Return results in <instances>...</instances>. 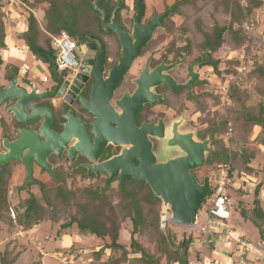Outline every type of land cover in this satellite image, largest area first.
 I'll return each instance as SVG.
<instances>
[{"label":"trees","instance_id":"1","mask_svg":"<svg viewBox=\"0 0 264 264\" xmlns=\"http://www.w3.org/2000/svg\"><path fill=\"white\" fill-rule=\"evenodd\" d=\"M22 1L28 11L25 30L20 37L24 47L35 59L54 71L55 55L51 37L67 33L76 41L80 35L87 32L93 18L88 0ZM217 1L219 3L213 2L210 5L211 11L208 15L212 21L210 29L203 26L201 16L195 17L192 20V28H189L195 39L196 50L211 48L224 51L228 48L229 53L233 54V57L230 56L225 61L224 73L218 70L220 61L210 62L217 77L225 75L224 77L222 75V82H226L227 85L225 100L223 101L224 94L221 92L209 96L211 99L209 105L207 99L195 101V107L203 113L212 105H217V108L219 105L222 109L227 105L228 116L224 119L218 113V117L220 116L218 124L215 123L217 113H212L210 133L213 137L223 133L225 129L227 131L226 125L229 123L235 131L234 137L229 138L231 151L225 149L219 140H214L216 148L208 157L207 164L233 162L238 173L249 179L258 180L257 177L264 174V165L258 166L255 162L258 153L264 151V104L250 105L248 90L245 91L244 85L251 80L258 82L260 87L256 84L255 91L258 90L259 95L264 97V51L258 46L253 49L248 59L242 60L240 55L247 50L249 44V37L241 28L243 20L261 9L264 0H245L244 9L239 7L237 0ZM36 12L43 14L40 22L35 16ZM220 13L225 15L227 22L223 20L219 23L221 21L217 17ZM3 18L0 12V49L5 37ZM243 64L244 72L239 74L237 70ZM255 129H259V132L250 137ZM34 182L29 184L25 197L21 198L19 195L17 202L13 203L8 183L0 172V231L7 232V241L0 253L1 264H15L32 245L29 240L26 242L22 240L19 233L27 235V232L43 224H50L51 228L58 227L55 233L48 231L39 241L40 244L37 245L40 249L37 248V256L33 258L31 264H62L57 259L47 257L52 254L60 256V259L69 256L72 264H77L76 261L82 254H85V260L91 257L89 264H189L188 252L191 244L198 236L201 239L198 232L196 237L191 235L176 244L170 229L166 225L165 229L160 228L159 200L143 183L132 182L124 184L122 188L118 187L116 195H113L117 202L111 205V195L106 192L108 185H105L104 190L87 186L79 191L69 184H57L51 188L42 182ZM241 182V187L237 190L238 209L232 208V211L238 214L241 220L250 223L258 231L259 240L264 242V209L259 198L261 185H256L250 195L246 191L247 181L242 179ZM32 185L36 187L35 192L31 190H34ZM15 190L20 193L26 188L20 184ZM227 194L230 198L228 189ZM127 223L130 228L129 243L125 244L122 242L121 232ZM69 230H75L79 238L91 239L90 247L88 249L82 248L81 245H71L68 248L47 247L61 239ZM106 252L109 255L102 261ZM197 256L198 253L195 254V257Z\"/></svg>","mask_w":264,"mask_h":264},{"label":"water","instance_id":"2","mask_svg":"<svg viewBox=\"0 0 264 264\" xmlns=\"http://www.w3.org/2000/svg\"><path fill=\"white\" fill-rule=\"evenodd\" d=\"M100 4L101 0H94L91 8L101 15L102 28L107 33H115L118 36L123 55L119 58L118 65L110 72L108 79L100 84V92L107 90V96H110L133 60L139 56L142 48H145L155 28L163 26V21L173 12L174 7L161 16L155 15L141 28L139 19L143 14L144 5L142 0H136L137 13L133 32L129 35L116 24V11L111 22L107 23L108 14L100 9ZM258 12H264V7ZM159 70H155L150 76L145 71L140 74L138 89L134 95L131 98L126 97V105L122 102L117 103L123 112L121 116L115 113L107 100L102 106L94 108L89 103L84 104L81 97L78 101L81 110L96 116V120L87 125L90 128L89 134L79 118L74 121L71 119L70 111L63 118L66 124L62 133L59 135L53 133L50 130L53 120L50 109L40 107L28 113L25 106L28 102L53 96L55 89L51 92L35 94L34 88L29 87V91L17 88L16 80H13L8 88L0 90V107L16 99V103L7 114H12L14 120L25 125H32L35 121L41 123L37 133L19 131L20 136L14 142H3L6 153L0 154V168L7 164L22 165L26 172L24 187L27 190L28 185L34 182L33 164L55 178L48 158L51 155L60 158L69 143L74 142L67 150L71 162L75 160L76 154H81L90 162L96 163L104 147L110 142L114 146L122 147L120 155L101 164L85 166L86 174L106 175L107 183L118 179L121 186L132 181L141 182L161 201L162 224L169 221L178 226H196L198 212L211 186L209 176H204L200 183L194 172L207 162V157L211 153V137L197 139L194 132L181 130L180 121L165 125L163 121L158 120L157 124L143 123L140 127L136 126L143 104L154 105L161 100L160 96L157 97L147 91L146 80L155 78L153 84L164 83L174 91L181 88L177 87L171 78L160 75L161 69ZM186 86L190 88L189 83ZM90 134L95 137L93 141ZM149 138L159 142L158 153L152 151Z\"/></svg>","mask_w":264,"mask_h":264},{"label":"flooded vegetation","instance_id":"3","mask_svg":"<svg viewBox=\"0 0 264 264\" xmlns=\"http://www.w3.org/2000/svg\"><path fill=\"white\" fill-rule=\"evenodd\" d=\"M93 1L88 0L90 8ZM131 1V7L125 0H101L100 4V9L108 14L107 23L111 22L113 13L116 11V24L129 35L133 32L134 18L137 13L135 8L136 0ZM181 2L188 3L189 1L173 0L169 4L166 0H142L144 10L139 19V27L141 28L152 20L155 15L158 17L171 7H174V9L169 17L163 21V26L155 28L145 48H142L139 56L133 60L123 79L110 96H107V90L100 92V84L108 79L110 72L118 65L119 58L123 57L122 46L115 33H107L102 28L101 15L95 13L92 8V28L89 26L90 29L80 35L75 41L74 53L78 61V67L75 72L65 71L58 73L54 69L53 76L46 77L45 82L39 81L41 85L49 84L40 90L38 89V85L28 78V70L11 64L10 59L3 58L0 53V90L8 88L13 80H16L15 86L17 88L25 91H29V87L34 88L35 94L51 92L55 89L54 95L51 97L28 102L25 106L26 111L30 113L33 109L40 107L50 109L53 113L50 130L57 135L62 133L66 124V120L63 118L70 111L71 119L74 121L76 118H79L89 134L90 128L87 125L95 121L96 116L81 110V105L78 103L81 97L84 104L89 103L94 108L102 106L107 100L115 113L121 116L123 112L117 103L122 102L126 105V97L131 98L134 95L138 89L137 82L140 80V74L145 71L150 76L155 70L161 69L160 75L171 78L174 84L181 88H178L176 92L167 84H153L155 78L146 80L147 91H150L157 97L160 96L161 100L154 105L150 103L143 104L136 126L140 127L143 123L157 124L158 120L163 121L167 125L169 120L186 113V115L184 114V117L188 119L186 126L196 130L199 139L203 140L210 134V124L206 123L204 128H196L193 126L190 116L188 118V113L190 112L191 114L196 109L195 101L197 99L206 100L212 93L216 95L220 94L223 88L226 87V82H222L223 74L217 77L213 73L210 62H215V60L220 61L218 70L224 73L227 54L221 49L206 48L201 51L196 50L192 39L185 34H181L182 23H178L174 19L179 15L178 10ZM21 52L27 53V49L24 47ZM192 74L194 75L193 77ZM211 79L216 81L215 85L211 84ZM187 83H189L190 88L186 86ZM103 87L106 86L103 85ZM16 101V99L11 100L0 107V154L6 153L4 141L7 143L14 142L20 136L19 131L23 130L37 133L41 123V121H35L32 125H25L14 120L12 114H7V111L14 106ZM199 114L198 112L195 115L193 113L194 116H198ZM90 138L92 141L95 139L91 134ZM149 139L152 144V151L155 153L157 147L156 140L153 138ZM73 143L71 142L67 145L68 148L63 150L60 158H57L55 155L49 156L48 161L52 165L55 178L51 177L46 171H41L33 164V180L43 183V179H47L51 186H55L60 184L58 183V172L62 174L70 173L78 178L81 176L90 177V175L94 174H86L85 166L109 161L120 155L122 151V147L114 146L108 142L97 158L96 163L90 162L81 154H76L75 160L71 162L67 150ZM9 165L15 164L2 166L0 172H3L5 167ZM20 166L24 173L21 183L24 187L26 172L24 167ZM15 174L17 177L19 173ZM194 175L199 181L197 175L195 173ZM97 178H103L104 185L113 186L115 183L116 185L114 186L116 188H122L126 184L124 183L121 186L118 179L107 183L108 177L106 175H99Z\"/></svg>","mask_w":264,"mask_h":264},{"label":"rangeland","instance_id":"4","mask_svg":"<svg viewBox=\"0 0 264 264\" xmlns=\"http://www.w3.org/2000/svg\"><path fill=\"white\" fill-rule=\"evenodd\" d=\"M169 4L172 3L173 0H166ZM183 1V0H182ZM189 1L188 3H184L181 2L180 6H179V10H178V16L175 17V21H177L178 23H182L181 25V29L182 32L181 34H185L188 37H190L192 39V41L194 42V37H192V34L189 31V28H192L193 26V22L192 20L195 19V17H202V21H203V26H205L206 29H210L212 24L209 19V13L211 11V4H213V2L215 3H219V1L216 2V0H187ZM226 2H232L236 0H224ZM238 5L241 9H244L246 7V3L245 0H237ZM125 2H127V4L131 7V0H125ZM25 3L22 0H8V1H1L0 2V12L3 15V24H4V29H5V37L3 39V46L2 49H0V53L3 56V58H8L10 59L11 64L20 67L21 69L24 68L27 71V76L28 78L35 84L38 85V89H43L44 86H48L49 84H40V80L43 76L46 77H50L53 76L54 72L48 68V66L42 62H40L37 58L35 59V57H33V55L31 53H23L21 52L22 49L24 48V42L21 40L20 38V34L25 30V25H26V13L28 12L26 10L25 7ZM44 7L46 5H43ZM42 12L35 13V16L37 18V20L40 22L41 17H42ZM87 19L89 20V16H87ZM218 20H220L222 23L223 20H225V22H227L228 20L226 19L225 15H221V13L218 15L217 17ZM256 21V22H255ZM245 24H251L250 26H252L253 31L255 32V38H259L262 39L263 35H264V12L260 13L258 12V10L256 12L253 13L252 16L250 17H246L243 20V23L241 25V28L243 29L244 32L247 33V31L244 29V25ZM248 35V33H247ZM249 37V35H248ZM26 52V51H24ZM227 55L226 57H233V54H230L228 51V48L224 49V51ZM239 54V53H238ZM79 59V57H78ZM226 63V62H225ZM211 84L215 85L216 81L211 79ZM256 84L258 85V87H260V84L254 80H251L250 83H248L247 85H244L246 88V92L248 90V94H249V101L248 103L250 105H258L259 103L264 104V97H261L259 95L258 90L255 91V86ZM207 105L210 104V97H207ZM221 106V105H220ZM224 108L222 109L221 107L217 108L216 106H210L204 113L202 111H198V109L196 108L193 112L188 113V118L190 116V119L193 122V126H195L196 128H204V125L206 123H210V119L212 117V113H217L216 120L215 123L218 124L219 123V119L220 116L218 117V113L222 115V117L225 119L228 116V109H227V105L223 106ZM196 112L200 113L198 116H194L196 114ZM194 113V115H193ZM184 114L186 115V113L180 114L177 117H175L174 119L169 120L168 124L170 122L173 121H180L182 122V127L181 130L182 131H189V132H194L197 139H199V137L197 136V132L194 129H191L190 127L186 126L188 119H186L184 117ZM190 114V115H189ZM167 124V125H168ZM227 127V125H226ZM259 132V129H255L253 131L252 134H250L249 136L254 137L256 135V133ZM209 133H210V128H209ZM235 135V131L232 127V135L230 136V139H232ZM207 136L211 137V145H210V150L211 153L215 150V143L214 140H219L221 145H223V147L225 149H227L228 151H231L232 149V145L230 144V139L228 140V142H226L225 140V136H226V129L223 133L216 135L215 137H213L212 133L208 134ZM206 136V137H207ZM205 137V138H206ZM201 140V139H199ZM157 143V147H156V152L158 153V146H159V142L156 141ZM210 153V154H211ZM210 154L208 155V157L210 156ZM207 157V159H208ZM258 166H263L264 165V151H260L258 153L257 156V160L255 161ZM256 164V165H257ZM236 166H234V163L229 162L228 164H222V163H216L214 165H212L211 163L206 162V164L200 168L199 170L195 171L194 173L197 175V177L199 178V182H202V179L204 178V176H209L212 178V182L211 185L213 186L215 184L216 178L221 176H228V178L230 179L229 184H227V188H228V193H230V199H231V203L234 207L235 210L238 209V205H237V199L239 194L237 193L238 189L241 187V181L242 179H245V186H246V191L248 194H252L254 188L256 185L260 184V190H259V198L261 201V205L264 209V174H261L257 177L258 180H255V178L253 179H249L247 178L245 175L238 173V170L235 168ZM16 171L15 173H19L18 176L16 177V174L14 173V170ZM59 174V179H58V183L60 184H69L70 187H73L74 189H78L79 191L82 189V187H89V188H97V189H101L104 190L105 189V185H104V179L103 178H97V176L95 175H90V177H86V176H81V177H77L75 175H71L70 173L68 174H62L61 172H58ZM3 174V179L7 181L8 186H9V195L11 196V200L13 203L17 202V199L19 198V195L21 198H24L25 195L27 194V191H21L20 193H18L15 189L19 188L20 184L23 181V177H24V173H23V169L20 165H9L5 167V170L2 172ZM141 183V182H140ZM44 184V183H43ZM46 187H54V185L51 186V184L49 182H46L44 184ZM114 185H116L114 183ZM108 186L107 189V194L111 195V200L110 203L111 205H114L117 202V199L113 197V195H116L117 193V188L116 186ZM144 185V184H143ZM145 186V185H144ZM32 187H34V190L31 189L32 191L35 192L36 187L32 185ZM146 187V186H145ZM248 187V188H247ZM148 188V187H147ZM149 189V188H148ZM150 190V189H149ZM151 192V191H150ZM152 193V192H151ZM153 195V194H152ZM156 198V197H155ZM159 200V199H158ZM159 220H160V228L161 229H165V225L168 227V229H170V233L173 236V240L176 244H178L179 242H181L182 240L186 239V237H191V235L193 237H196L198 235V231H199V227L201 226V222L202 219L204 218V214L203 211L206 207L205 202L202 204L201 206V211L198 214V222L196 226H178V225H174L172 223H170L169 221H167L165 224L161 223V219H160V213H161V201L159 200ZM249 207V206H247ZM250 208V207H249ZM233 212V211H232ZM231 212V213H232ZM229 221H231L234 225H238L239 228L240 227H244L247 229L248 231V236L251 237L253 240H257L258 239V231L248 222H245L243 220L240 219V217L238 216V214L232 213L229 214ZM58 227V226H57ZM57 227H53L51 228L50 224H43L41 225L38 229H34V234H30L27 233V235L20 233L19 237L24 240L25 242L27 240H29L32 245L30 247H28V250L23 253L20 258L17 260V262L15 264H31L32 260L34 257L37 256V252H38V241L42 240L45 236L46 233L49 231H52L53 233H55L56 228ZM129 223H127L126 225H124L123 230L121 232V239L122 242L125 244L129 243ZM29 234V236H28ZM48 235V234H47ZM63 235L66 236H70L69 237H64V242L62 244L64 245H69L71 241L76 240L74 237L76 236L75 230H69L68 232H66V234L64 233ZM178 237H180V240H178ZM7 241V232L5 231H0V253L4 250V246L5 243ZM145 240H143L144 242ZM77 242H80L79 240H77ZM71 245V244H70ZM81 245V244H80ZM86 246H88L89 244H83ZM48 248L50 247V245L47 246ZM109 255V254H107ZM189 255V252H188ZM189 261L193 260V254H190V256H188ZM106 258H104L103 260H105ZM88 258H86V260H84V262H87ZM1 264V262H0Z\"/></svg>","mask_w":264,"mask_h":264},{"label":"built area","instance_id":"5","mask_svg":"<svg viewBox=\"0 0 264 264\" xmlns=\"http://www.w3.org/2000/svg\"><path fill=\"white\" fill-rule=\"evenodd\" d=\"M251 24H245L244 29L247 31L249 35V44L246 51L241 54V59H248L249 55L253 51L255 47H261L264 51V35L262 39L255 38V32L253 31ZM51 46L55 55V65L54 68L58 73H62L65 71L75 72L78 67V61L76 55L74 53L75 49V40H73L67 33H61L58 36L51 37ZM242 59V60H243ZM245 69V64L241 65L238 68V73L242 74ZM46 81V76H43L41 82ZM227 92V85L223 88L222 93L224 94L223 101L225 100V94ZM232 135L231 124L227 125V131L225 140H228ZM212 178L210 177V186L211 190L208 196L205 199L206 207L203 211L204 218L200 223L199 233L202 237V243L205 245H211L213 239L215 237H219L221 235L228 237L229 236V213L233 207L231 203V199L227 194V184H229L230 179L228 176H219L216 178L215 184L211 185ZM201 211V208H200ZM199 211V212H200ZM198 212V214H199ZM198 222V218H197ZM238 246L240 247L238 250L240 252V256H244L247 252L252 251V248L249 244L241 240L237 239ZM204 260V259H203ZM260 262L264 263V254H257L254 256L252 263L259 264Z\"/></svg>","mask_w":264,"mask_h":264},{"label":"crops","instance_id":"6","mask_svg":"<svg viewBox=\"0 0 264 264\" xmlns=\"http://www.w3.org/2000/svg\"><path fill=\"white\" fill-rule=\"evenodd\" d=\"M43 181L45 183L49 182L47 179H43ZM28 190L29 188L26 191ZM231 212L230 214L234 213ZM228 224H229V236L228 237H225L223 235L219 237L217 236L213 239L211 245L207 246L203 244L201 241L202 237L200 239L198 236V238L194 239L189 249V256L190 254H193V260L189 261V264H253L252 260L254 256H257V254H264V242L259 240V236L257 240H253L251 237L248 236V231L246 228L244 227L239 228L238 225L236 224L234 225L229 220H228ZM32 231H34V229ZM32 231H29L27 233L34 234L35 231L34 232ZM64 237L70 238V236L62 235L61 239L50 244V248H55V247L68 248L71 245L78 246L81 244L82 248L88 249L92 243L91 239L79 238L76 235L74 237L76 240L71 241L70 242L71 245L70 244L64 245L62 244L64 242ZM238 238L246 241L249 244V246L252 248V251L247 252L242 257L240 256V252L238 250L240 248L237 242ZM77 240H79L80 242H77ZM38 244H40L39 241ZM83 244H89V245L85 247V245ZM37 248L40 249V246H38ZM196 253H198L197 257H195ZM107 254L109 253L106 252L105 258L108 257ZM47 257H52V259H57V261L61 262L62 264H72V260L69 258V256H65L64 258L60 259V256L52 254V255H47ZM84 257L85 254H82L79 260L76 261V263L89 264V261H91V257H88L87 262H84L85 260ZM68 259L69 262H67ZM259 264H264V263L260 262Z\"/></svg>","mask_w":264,"mask_h":264},{"label":"clouds","instance_id":"7","mask_svg":"<svg viewBox=\"0 0 264 264\" xmlns=\"http://www.w3.org/2000/svg\"><path fill=\"white\" fill-rule=\"evenodd\" d=\"M202 206V205H201Z\"/></svg>","mask_w":264,"mask_h":264}]
</instances>
